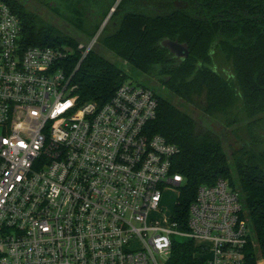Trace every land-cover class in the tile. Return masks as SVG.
I'll return each instance as SVG.
<instances>
[{"label":"built area","instance_id":"built-area-1","mask_svg":"<svg viewBox=\"0 0 264 264\" xmlns=\"http://www.w3.org/2000/svg\"><path fill=\"white\" fill-rule=\"evenodd\" d=\"M70 52L25 47L0 2V264H171L179 243L204 264H250L255 241L228 181L198 188L183 228L177 204L166 213L185 179L177 146L147 133L157 94L125 82L102 106L81 103Z\"/></svg>","mask_w":264,"mask_h":264},{"label":"trees","instance_id":"trees-1","mask_svg":"<svg viewBox=\"0 0 264 264\" xmlns=\"http://www.w3.org/2000/svg\"><path fill=\"white\" fill-rule=\"evenodd\" d=\"M117 1L0 0L21 20L25 47L71 51V72L81 62L75 73L81 103L102 106L127 81L105 50L196 106L200 118L157 94V117L147 127L178 148L174 171L185 183L177 219L183 228L201 185L228 181L244 203L255 264L264 257V0H121L98 37L100 49L82 59L79 46L99 34ZM42 7L70 31L46 19ZM165 41L186 45L189 55L176 56ZM197 253L194 243H179L171 264H204Z\"/></svg>","mask_w":264,"mask_h":264},{"label":"rangeland","instance_id":"rangeland-1","mask_svg":"<svg viewBox=\"0 0 264 264\" xmlns=\"http://www.w3.org/2000/svg\"><path fill=\"white\" fill-rule=\"evenodd\" d=\"M121 0H118L115 7L112 8L110 15L108 17H111L112 14L114 13L116 7L118 6V4L120 3ZM43 9L40 10V13L48 20L52 21L55 25H57L58 27H60L62 30H66V31H70V27L64 23L60 18H58L57 16H55L49 9H47L46 7H42ZM110 19V18H109ZM109 21V20H108ZM103 25V24H102ZM107 25V24H106ZM102 27V26H101ZM102 32V31H100ZM98 44V43H97ZM95 45V47L93 48L94 50H99L100 46L99 45ZM101 53L103 54V56H105L107 59H109L110 61H112L113 63H115L119 68H121L126 74H127V81L128 83H132L135 85H142V86H146L150 89H152L156 94L171 100L174 105H176L178 108H180L181 110L189 113V114H195L196 117L200 118V116H202V114L199 112L198 109H196V106H192V105H187L186 103H184L181 99L173 96L162 84H160L156 79L149 77L147 75H144L142 73H140L139 71H137L136 69H134L132 66H130L127 62L122 61L120 59H118L116 56H114L111 52L105 51V50H101ZM227 152H229V147L226 148ZM179 192L178 190L175 191H168V193H166L165 195V199L163 202V206L164 209L166 211V213H172L173 210L176 207V204L178 202V195ZM241 202L242 205L244 207V203L242 201L241 198ZM245 209V207H244ZM158 261L161 264H164L165 262H167V258L164 256H161L158 258Z\"/></svg>","mask_w":264,"mask_h":264},{"label":"water","instance_id":"water-1","mask_svg":"<svg viewBox=\"0 0 264 264\" xmlns=\"http://www.w3.org/2000/svg\"><path fill=\"white\" fill-rule=\"evenodd\" d=\"M109 18L110 17H108L105 20V22L103 23L100 31H102L105 28ZM163 46L168 48L171 53L175 54L178 57H187L189 55L188 47L186 45H182V44H180L178 42L165 41L163 43Z\"/></svg>","mask_w":264,"mask_h":264}]
</instances>
